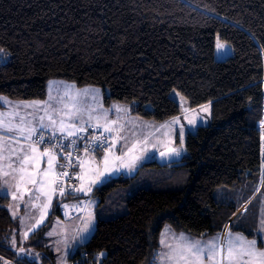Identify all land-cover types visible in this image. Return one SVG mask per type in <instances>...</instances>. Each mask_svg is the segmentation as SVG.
Returning a JSON list of instances; mask_svg holds the SVG:
<instances>
[{"label": "trees", "instance_id": "1", "mask_svg": "<svg viewBox=\"0 0 264 264\" xmlns=\"http://www.w3.org/2000/svg\"><path fill=\"white\" fill-rule=\"evenodd\" d=\"M217 39L231 48L224 59ZM0 50V97L10 100H44L47 83L63 79L156 123L181 115L173 92L189 109L211 106L180 159L149 161L94 189V233L69 260L105 252L104 264H154L165 226L218 235L260 173L264 181V0H0ZM262 195L264 182L231 232L257 238ZM9 203L0 193V261L53 264L43 242L59 208L22 242Z\"/></svg>", "mask_w": 264, "mask_h": 264}, {"label": "snow or ice", "instance_id": "2", "mask_svg": "<svg viewBox=\"0 0 264 264\" xmlns=\"http://www.w3.org/2000/svg\"><path fill=\"white\" fill-rule=\"evenodd\" d=\"M217 48L223 49L224 45L218 43ZM49 89L46 101L24 102L14 106V109L30 108L32 109L31 112L25 111L21 114V112L14 110L7 116L5 113L0 112V160L7 159L6 167L10 169V171H5V165L0 164V175L4 177L11 176L12 180L16 181L13 185L5 180V184L16 189L13 192V200L22 199L21 186L23 185L26 188L29 184L33 186L34 191L28 197V203L33 200H40L41 196L47 197L50 203L52 197L57 193L61 197L73 193L87 195L95 185L103 183L122 168L129 172L135 169L137 161L140 159V157L133 154L136 145L133 144L126 152L121 150L118 156L114 155L111 153V149L114 147L116 140L109 144L108 139L103 138V133L94 134L91 141L83 145L85 154H94L100 151L104 153L102 157L103 170L99 167L86 169L85 160L79 156L74 161L72 159L73 150H80L78 143L81 140L88 139L87 133L90 128L93 129V133L97 129L103 128V131L109 133L111 137L113 128L110 125H116L119 117H117V120H109V114L113 109H103L101 107L99 113L95 114L97 113L96 107L74 98L90 96L93 103H96L98 89H84L74 92V85H63L62 82H50ZM53 90L56 91L55 96L52 95ZM113 107L117 113L123 112L126 114L128 111L127 108L121 106ZM93 120L96 121L95 126H93ZM101 120H104L105 123L101 124ZM172 123L179 124V118H174ZM188 123L194 126L197 121L190 119ZM119 128L122 130L124 125H120ZM133 135H135L134 132ZM179 135L182 140L184 126L180 127ZM119 138L127 140V137ZM145 140H147V137H145ZM5 147L9 151L7 157L3 155ZM169 153L174 156L181 155L180 151L176 149H169ZM161 155L163 156L164 153H161ZM13 156L15 159L12 158ZM61 160L66 161V163H59ZM116 161L120 162L118 166L115 163ZM42 164H46V167L42 168ZM77 167L79 172H74L72 175L66 170L67 168ZM56 168L61 169V171L56 172ZM89 172L92 173L90 177L88 176ZM61 176L79 180L81 184L79 187L73 185L70 186V189H65L58 184ZM85 177L89 179L87 185L83 183ZM17 192L21 193L19 197L16 194ZM88 203H91V201ZM65 207H68V205H65ZM47 208L48 204H44L43 209L46 210ZM13 216H15V212ZM23 219L21 218V222H23ZM42 222L43 217L37 221L33 228ZM92 225L93 218L92 214L89 213L82 232L88 233ZM261 228L264 229V220L261 221ZM166 237L167 232L163 235L161 244L168 248V251L164 253V258L170 264H205V261H207V264H255L256 259H260L261 264H264V251L257 249V240H247L239 233L233 236L230 229L223 242L220 241L219 236L210 241L201 242L190 240L183 234H180L179 237L173 234L174 243L169 244L166 243ZM23 238H27V232L23 234ZM12 244H16L14 237ZM20 251L23 252L24 249L21 248Z\"/></svg>", "mask_w": 264, "mask_h": 264}, {"label": "rangeland", "instance_id": "3", "mask_svg": "<svg viewBox=\"0 0 264 264\" xmlns=\"http://www.w3.org/2000/svg\"><path fill=\"white\" fill-rule=\"evenodd\" d=\"M218 43L223 44L224 48L218 49L217 48ZM231 53H232L231 48L227 43L219 41L218 39L216 40L215 56L217 59H224L228 55H230ZM50 82H57V83L62 82L63 85H74L75 86L74 92L82 90V89H79L78 86H76L72 82H69V81H66L63 79H52L47 83V96H46V99L42 100V101H46L48 99V95H49V91H50V89H49ZM86 89H98L99 93H98L96 98H98V102H99V100H102V97H103L102 89H100L98 87H88ZM61 94H62V92H61ZM52 95L53 96L56 95L55 90L52 91ZM172 95L182 105V113H181V115L176 117V118H179V124H173L172 121L171 122L166 121L164 123H156L153 121L142 120V119L135 117V116H132V115H129V118H128L122 112L116 113V116H114V119H112L111 114H109V120H117V117H119L117 124L113 125V126H115V129L119 133L117 135V138L127 137V140L121 139L123 147L120 149V152H121V150H124L126 152L128 148H131L133 146V144H135L136 147L134 149L133 154L140 157V159L138 161H140L141 163H147L149 161H159V162L172 161V160L180 159L182 156H184L186 154V150H185L186 134L189 132H195L199 126L208 125V123L210 121V116H211V106H210V104H207V105L200 106L198 108L189 109L184 105L185 101L179 93L173 92ZM73 96H74V93H73ZM74 98L78 99L81 102H86L88 104H92L93 107H95V103H93L90 96L89 97L81 96L78 98H76V97H74ZM6 100H9V99H7L6 97H0V101H2L3 104L5 105V108L0 112L5 113L6 116L11 114L14 110L21 112V114H23V112H25V111H28V112L32 111V109H30V108L24 109L23 107H21L19 109H14V106L9 105ZM11 102H13V101H11ZM30 102H32V101H30ZM20 104H22V103H20ZM118 105L121 107H124V108L126 106V105H122V104H118ZM98 113L99 112H97L95 114H98ZM85 118H86V116H85ZM190 119H195L197 121V123L194 126L190 125L188 123V120H190ZM171 120H173V119H171ZM101 121L103 122L104 120H101ZM93 122H95V120H93ZM133 124H134V127H133ZM120 125H124V128L122 130L119 128ZM93 126H95V125H93ZM181 126H184V135H183L182 140H181L180 135H179V129ZM259 127L261 128V130L262 129L264 130V120L259 123ZM99 129L103 132L105 137L111 139V137L109 136V133L104 132L102 130V128H99ZM133 132L135 133V135H133ZM145 137H147V140H145ZM109 139H108V143H109ZM5 144H7V142H5ZM169 149H176V150L180 151L181 155L180 156L171 155L169 153ZM111 150L114 154L117 152L115 147H113ZM161 153H164V155L162 156ZM117 154H118V152H117ZM3 155L5 157H7L9 155V151H8L7 147H5ZM12 158L15 159L14 156ZM7 163H8L7 159L0 161V164L5 165V166L7 165ZM87 168L92 169V166H88ZM6 169H8V168L6 167ZM9 171H10V169H9ZM55 171H56V169H55ZM125 171H126V169H125ZM90 173L91 172H89V174ZM128 173H129V171H128ZM134 173H135L134 171L130 172V175H133ZM260 177H261L260 178V182H261L262 178H263L261 173H260ZM0 178L2 180V187H1L0 193L3 195H12L14 187H9L8 184H5V180H7L9 182V184H12L10 182L11 177L10 176L4 177V176L0 175ZM259 187L256 188V191L259 189ZM259 191H260V189L258 190V192ZM30 195H32V194H30ZM219 195H221L220 192H219ZM61 198L62 197L59 196L58 193L52 197V199H54V206H57V209L59 208L61 214L60 215L59 214L53 215L52 220L50 222V226L48 227V229L44 233L45 240H44L43 244L48 245L52 254L54 255V263L53 264H72L71 260H69V257L67 256L69 248L72 247V255H74L76 250L81 245L86 243L88 241V239L94 233L95 225H96L95 201L93 200L90 203V205L86 209L85 214L83 215V217L81 219H80V214H78L77 216H74V218H68L67 214L71 211V208L69 207V205H68V207H64L63 205H61V201H62ZM254 198H252V200ZM251 201L249 202V204L251 203ZM20 203H21V201L14 200L8 206V209H9L12 216H13V213L15 212V216H13L14 218H18L20 220V236H21L22 242H24L27 239H29V237L35 231L40 229L42 227V225H45L47 223V217H46L47 210H46V212L44 211V215H43V213H42L43 209L42 208H43L44 204L48 203V198L45 196H41L40 200H33L31 202V206H33L32 207L33 211L26 212L21 217L18 215V212H17L20 209V205H19ZM242 207H244V206H242ZM16 208H18L17 211L15 210ZM246 209H247V207H246ZM257 209H258V211H257V214H258L257 229H256L257 238H254V239L257 240V244L259 241H261L264 245V229L261 228V221L264 220V195L261 196ZM245 210L242 209L240 212H243ZM254 211L256 212V210H254ZM89 213L92 214L93 225H92L91 230L85 234L82 232V229L84 228L85 221L89 217ZM41 217H43V222L41 224H39L38 226H36L35 228H33V226L36 225L37 221L41 220ZM21 218H24L23 222H21ZM25 232H27V238H23V234ZM166 232H167L166 243H169V244L174 243L173 234H175L176 237H179L180 234H183L185 237H188L190 240H193V241L199 240L201 242L210 241L214 237H217V235L208 236V237H192L190 235H187L186 233L174 232L170 227L165 226L161 232V235H160L161 250L159 253V257L154 264H170V262L164 258V253H166L168 251V248H166L163 244H161V239ZM232 233H233V236H235L239 232H232ZM239 234H241V233H239ZM246 239L252 240V239H248V238H246ZM222 241H223V239H222ZM259 248L260 247H258V245H257L258 250L264 251V249H259ZM39 257H42V255L40 256V254H39ZM0 264H11V262L6 261V260H1ZM205 264H207V261H205ZM255 264H261L260 259H256Z\"/></svg>", "mask_w": 264, "mask_h": 264}, {"label": "crops", "instance_id": "4", "mask_svg": "<svg viewBox=\"0 0 264 264\" xmlns=\"http://www.w3.org/2000/svg\"><path fill=\"white\" fill-rule=\"evenodd\" d=\"M88 87H93V86H84V87H78L79 89H86V88H88ZM46 99V98H45ZM44 99V100H45ZM7 101V103L9 104V105H11V106H15V105H18V104H20V103H24V102H30V101H14V100H6ZM11 101H13V102H11ZM42 101V100H41ZM0 104H1V107H0V111H2L4 108H5V105L3 104V102L2 101H0ZM119 104V103H118ZM117 103H112V104H110L109 106H105L104 104H103V101L102 100H99V102H98V98H96V103H95V107L97 108V112H99V110H100V108L102 107L103 109H113L112 110V112H110V114H111V116H112V119H114V116H116V111H115V109H114V107L113 106H119ZM123 105V104H122ZM184 105H185V103H184ZM125 108H127L126 106H125ZM128 109V108H127ZM123 113V112H122ZM125 114V113H124ZM129 115H130V113H129V110L127 111V113L125 114V116L126 117H128L129 118ZM174 119V118H173ZM170 122L171 121H173V120H169ZM95 123H96V121L95 122H93V125H95ZM100 123L101 124H104L105 123V121H100ZM138 123V122H137ZM112 128H113V132L111 133V139H109V138H107V139H109V144H112L113 143V140H116V143H115V145H114V147L116 148V150H117V152H118V154H117V152L114 154L113 152H112V150H111V153L112 154H114V155H120V149L123 147V145H122V140L120 139V138H117V135L119 134L118 133V131L115 129V126H113V125H110ZM102 130H103V128H102ZM103 155H104V153L101 151L98 155H96V156H92V155H87V156H85L83 159L85 160V167L87 168L88 166H92V169H95V168H97V167H99L101 170H103V163H102V157H103ZM110 160H111V156H110ZM0 161H2V160H0ZM166 162H168V161H166ZM116 163V165L118 166L119 165V161H116L115 162ZM142 164H144V163H141L140 161H137V164H136V167H135V169L133 170L134 172H136V170L139 168V166H141ZM41 167L42 168H44V167H46V164H42L41 165ZM4 170L5 171H9V169H6V166H5V168H4ZM133 171H131V172H133ZM92 175V173H88V176L90 177ZM120 175H126V176H130V172L128 173V171L126 170L125 171V169H121L119 172H116V173H114L113 175H111L107 180H109V179H112V178H116V177H118V176H120ZM11 177V176H10ZM107 180H105L104 182H106ZM10 182L14 185L15 183H16V181H13L12 180V178H11V180H10ZM103 182V183H104ZM262 182V181H261ZM261 182H260V184H259V186H261ZM83 183L85 184V185H87L88 183H89V179H88V177H85V180L83 181ZM103 183H101V184H103ZM80 184H81V181H79V186H80ZM101 184H97V185H95L94 187H93V189H92V191L90 192V193H88L87 195H85L84 193H77V197H80V198H90V201L92 202L94 199H93V192H94V189L97 187V186H99V185H101ZM78 186V187H79ZM1 187H2V180H1V178H0V191H1ZM258 188V187H257ZM259 189H260V187H259ZM258 189V190H259ZM258 190L256 191V192H254V194L251 196V198L249 199V200H247L242 206H244V207H240V209L237 211V213L231 218V220L238 214V213H241L240 211L242 210V209H246V207L249 205V202L252 200V198H254L255 196H256V194L258 193ZM16 191V189H15V187H14V190H13V192H15ZM21 191L23 192V198L22 199H17V200H19V201H21V203L19 204L20 205V209H19V211H17V209L18 208H16L15 210L18 212V215L21 217V216H23V214H25L26 212H29V211H33L32 210V207L33 206H31V203H28V197L30 196V194H32V191H34V189H33V186L32 185H27L26 186V188H25V186H21ZM17 194V196L19 197L20 195H21V193H19V192H17L16 193ZM6 196H8L9 198H10V203H9V205L14 201L13 200V198H12V196H13V194L12 195H6ZM48 208L46 209L47 210V212H46V210H44L43 208V210H42V213H43V215H44V211L46 212V217H47V220L49 219V217L53 214V209H54V199H51V201H50V203H49V201H48ZM8 205V206H9ZM89 205H90V203H89ZM35 207V206H34ZM242 208V209H241ZM9 210V209H8ZM10 212V211H9ZM86 212V211H85ZM244 212V211H243ZM11 214V213H10ZM59 215L61 214L60 213V210H59V213H58ZM85 214V213H84ZM83 214V215H84ZM78 214H76L75 216H77ZM83 215L82 214H80V219L83 217ZM13 217V216H12ZM14 218V217H13ZM68 218H74V216L73 217H68ZM15 219H17L18 221H19V224H20V220L18 219V218H15ZM39 219V218H38ZM230 220V221H231ZM230 221L225 225V227L223 228V230H222V232L221 233H219L217 236H219L220 237V241L221 242H223L222 241V239L224 240V238L227 236V233H228V230H229V224H230ZM43 226V225H42ZM227 227V228H226ZM226 229V230H225ZM243 235V234H242ZM253 240V239H252ZM258 245V244H257ZM258 247H260L259 249H264V245H263V243H262V246H259L258 245ZM72 254V247H70L69 248V250H68V257L70 256Z\"/></svg>", "mask_w": 264, "mask_h": 264}, {"label": "built area", "instance_id": "5", "mask_svg": "<svg viewBox=\"0 0 264 264\" xmlns=\"http://www.w3.org/2000/svg\"><path fill=\"white\" fill-rule=\"evenodd\" d=\"M100 133H103L100 129H97L95 133H93V129L90 128L87 136L88 139L87 140H81L78 143V147H79V151H75L73 150V154H72V159L75 161L76 157L79 156L81 159H83L85 156L87 155H92V156H96L98 155L100 152H96V153H88L85 154L83 152V145L85 143H89L91 141V137L95 134V135H99ZM47 135V134H46ZM103 138H107L104 136L103 134ZM65 143H67V141H65ZM59 163H66V161H59ZM70 175H72L74 172H79V168H67L66 169ZM61 171V169L56 168V172ZM58 184H60V186H63L65 189H70V186H79V180L76 179H68L65 178L63 176H61L58 180ZM61 201V205H63L65 207V205H69V207L71 208V211L67 214V217H73L76 214H84L87 207L89 206V201L90 198H80L77 197V193H73L72 195L69 196H63ZM103 254V255H101ZM106 258V253L105 252H100L97 253L93 256H90L88 253L86 252H81L79 253V255H77L73 260H71L72 264H104V260Z\"/></svg>", "mask_w": 264, "mask_h": 264}]
</instances>
